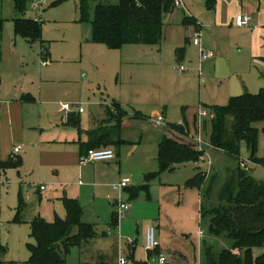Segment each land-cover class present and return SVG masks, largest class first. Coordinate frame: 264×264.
<instances>
[{
	"label": "rangeland",
	"instance_id": "374dc122",
	"mask_svg": "<svg viewBox=\"0 0 264 264\" xmlns=\"http://www.w3.org/2000/svg\"><path fill=\"white\" fill-rule=\"evenodd\" d=\"M40 1L30 0L22 15L26 19L41 22V42L31 43L22 53L27 60L38 57V61L35 67L30 64L28 66L23 64V67H27L28 74L32 72L34 76L40 71L46 74L50 81L44 83V87L48 88L49 102L64 101L82 109L83 114L77 118L80 131L83 130L81 123H85L84 129H88L91 127L92 118L99 120L103 118L106 108L112 101L119 103L128 115L139 117L134 124L139 129L125 127L123 130V134L130 142L113 143L110 146L119 153V158L116 156L113 161L114 164L120 160L124 167L133 169L135 162L138 161L137 166L140 165L139 158L152 155L154 151L157 154L153 144L161 134L171 132L174 137L182 136L179 132L173 129L169 131L167 128L171 125H179V121L183 123L184 113L190 117L203 110L211 114L209 110L211 104H215L214 106L227 104L220 98L217 99V103H211L212 100L215 102L214 97L219 93L216 88L205 87L206 75L203 67L200 68L203 76L199 78L198 75L196 76L198 72L195 74L188 63L177 57L179 54L177 50L180 47H184L186 51L191 48V45L185 44L184 38L186 36L191 38L192 30L177 22L181 20L183 13L187 14L186 11L193 17L204 16L202 12L206 13L210 10L207 0H180L181 6H175L173 12L163 19V38L159 45H130L120 50H109L103 45L91 42V21L96 7L116 5L119 0L96 2L88 0L90 21L80 20V0H43L44 3L40 7L33 9L32 7L38 6ZM210 1L214 5V1ZM19 16L21 15L15 12L13 0H0V19L3 21L0 33L5 23ZM6 27L9 28L11 35L12 25L7 24ZM42 58H45L46 64L41 67ZM180 66L186 71L178 73L175 69ZM198 69L199 66L197 71ZM22 81V78L15 79L18 84ZM26 85L34 87L37 85V80H26ZM52 109V104H46L36 109V112L44 119ZM111 110L115 113L114 108ZM152 112L155 115H152ZM157 114L169 116L168 121L165 120L160 127L155 125L154 117ZM199 122L202 130L199 134L204 145H201L203 157L197 168L194 164H190L174 171L164 172L148 184L147 193L151 203H147V211L143 214V210H140L133 223L129 225V240L132 241L136 254V259L129 261L131 264H152L155 260L154 254L147 259L145 232L142 235V231H145L147 226L155 229L157 241L159 235L165 238L166 243L163 244V248L167 264H205L207 251L217 259L223 251L232 249L233 241L230 238L216 237L209 232V221L201 219L200 210L219 208L227 178L239 168L245 169L257 183L264 182V168L251 163L244 141L239 144L240 162L221 151L212 149L209 146L210 119L202 118ZM205 122L209 123L204 127L207 128V132L202 129ZM71 127L76 128L74 125ZM255 127L257 129L255 158L261 159L264 157V120L255 124ZM192 138L193 140L185 138L179 140L197 148L195 138L193 136ZM141 139L144 144L142 143L139 148L137 144L131 143ZM23 149L20 154H13V159L19 156L22 158L20 167L7 169L5 173L0 172V246L4 250L0 252L1 264H29L30 247L36 245L35 239L31 236L30 223L38 217L40 211L48 216L52 213V206L55 207L57 215L51 217L50 222L57 219L64 220L66 217L62 199L52 198L54 196L47 195L48 193L38 195L35 192V188L39 185L46 188L51 185L41 181V176L35 169V150L32 146ZM148 168H151L153 173L158 171L156 164H150ZM199 173L205 176L200 187H189L187 183ZM132 183V188L144 184L142 181ZM144 193L140 192V196H145ZM157 200L159 203H156ZM113 201L114 199L111 203ZM119 201L128 200L121 196ZM19 202L24 206L17 220ZM158 211L160 217L156 218ZM152 212V216H155L152 218L154 221L149 220ZM118 222L124 221L118 217ZM113 229L108 232V227H96L99 237L82 248H70L64 264L112 263L121 257L126 258L127 253L124 249L120 248L121 250L118 251V240ZM200 231L203 233V241L199 243L197 235ZM262 254L264 247L253 248L251 251L254 259Z\"/></svg>",
	"mask_w": 264,
	"mask_h": 264
},
{
	"label": "crops",
	"instance_id": "0c3cea01",
	"mask_svg": "<svg viewBox=\"0 0 264 264\" xmlns=\"http://www.w3.org/2000/svg\"><path fill=\"white\" fill-rule=\"evenodd\" d=\"M213 1L214 5L212 3V7L208 6L210 10H207L206 13L202 12L204 16H194V18L188 11H186L187 14L182 12L183 17L177 23L192 28V39L187 38V36L184 38L185 44L188 43L191 48L186 51L184 47H180L179 49H182V52L177 57L179 60L188 63L195 74L198 72L197 68L200 66L199 50L192 44V40L196 33H200L203 49L214 53L212 59L201 65L206 75L204 85L207 88H216L219 93L218 96L215 95L214 97L215 102L212 100L211 103H217L216 101L219 98L223 103H227L232 97L243 94H257L264 87V0ZM192 13L197 15L194 12ZM243 14L251 17L249 25L242 28L236 27L234 24L236 17ZM19 18L24 17L12 18L9 23H5V27L0 33V164L13 159L14 147L21 146L23 152V147L32 146V149L35 150V169L38 175L41 176V181L51 185L45 190H40L38 187L43 185H39L35 188V192L38 195L48 193L47 195L51 194L54 196L52 198L56 199L77 200L82 210V222L93 225L95 230L96 227H108V232H111L112 217L117 215L118 205L121 203L128 204L129 210L121 218L124 222H117L113 231L118 240V251L121 250L120 248L124 249L127 253L126 258L132 251L134 261L136 259L135 247L125 242L130 237L129 225L133 223L140 210H143V214L147 211L146 204L151 203V198L148 193H144L145 196L139 194L137 199L130 200L127 191L132 189L133 181H137V183L144 182L145 175L153 173L151 168H148L150 164H156L158 167L157 145L163 137L184 143L179 139L193 140L192 136L195 138L198 127L200 132L202 131L198 112L192 114L191 117L184 113L182 115L183 123L178 122L185 130L184 133H180L182 136L178 135L180 138L178 136L174 137L171 132L161 134L153 144L157 149V154L156 151H152V155L139 158L140 165L137 166L138 161L135 162L133 169L124 167L120 160L114 164L115 158L111 161L81 165L80 157L85 154L83 145L88 143L91 132L109 133L113 142L118 138V140L128 143L130 140L123 134V130L125 127L139 129L138 126L134 125L139 117L127 114L122 119L118 131L113 129V121L106 122L109 119L106 111L105 116L100 120L92 118L91 127L88 129H84L86 124L81 123L82 131H80L79 119L77 118L83 112L70 114V123L68 124L75 126L74 123L77 122L76 128L64 123L60 113V104L66 102H49L47 100L49 91L48 88L44 87V83L50 80L46 74L40 71L37 76H34L32 72L28 74L29 69L27 67H25L26 69L23 67V64L27 66L30 64L35 67L38 57L27 60L22 54L24 48L31 43L14 35L13 22ZM185 19H187L186 24H183ZM7 24L12 25L11 35L9 34V28L6 27ZM45 57L47 56L45 55ZM44 59L42 58L40 62L41 67L46 64ZM16 78H22L25 82L22 81L18 84L15 82ZM29 79L30 81L37 80V85L34 87L26 85V80L29 81ZM46 104H52L53 109L42 119L36 109ZM115 104L122 110L121 105L115 101H112L108 108L112 109ZM214 105L211 104L210 106ZM152 113V115H155L154 112ZM158 116L163 117V123L165 120L168 121L169 116L167 114H157L154 120ZM209 119L211 121L212 118ZM205 124L207 122L203 123L202 129L207 132V128H204ZM167 129L170 131L171 128ZM131 143L137 144L138 148L144 144L142 139ZM108 149L112 150L115 157L119 158V153H116L111 147ZM17 158H20L23 162L20 156ZM198 163H195L194 167L197 168ZM190 164L192 163L177 166L175 169ZM5 171L0 169L2 173H5ZM122 180H128V186L122 190L116 189ZM121 196H124L125 200L128 201H119ZM113 199L114 201L111 203ZM115 201L116 204H114ZM156 203H159V201L157 200ZM116 206L117 208H114ZM54 208L52 206V213H49L48 216L40 211L38 217L51 223L49 219L57 215ZM152 215L153 212L151 218H149L150 221H154L152 218H155V216ZM159 217L158 211L156 218ZM144 232L143 230L142 235H144ZM124 237L126 238L124 239ZM197 238L200 243L203 241V234L200 237L197 235ZM123 241L124 243H122ZM158 242V252L165 255V249L163 248V244L166 243L165 238L159 235ZM146 252L147 259L154 253ZM117 261L114 260L112 263H117Z\"/></svg>",
	"mask_w": 264,
	"mask_h": 264
},
{
	"label": "trees",
	"instance_id": "16d2710c",
	"mask_svg": "<svg viewBox=\"0 0 264 264\" xmlns=\"http://www.w3.org/2000/svg\"><path fill=\"white\" fill-rule=\"evenodd\" d=\"M29 1L13 0L15 12L22 16ZM207 4L212 6L211 1ZM174 8L175 0H119L116 5H98L91 21V42L103 45L109 50H120L130 45L157 46L163 38V19L171 14ZM79 9L80 20L90 21L88 0H80ZM186 20L183 24H186ZM2 23L0 19V31ZM13 23L16 37L28 43L41 42V22L19 18ZM177 52L181 53L182 49H178ZM112 108L115 113L108 107L106 109L109 117L106 122L113 121V129L118 131L127 113L117 104ZM209 110L213 115L210 121L209 146L240 162L239 144L244 141L251 163L264 168V157L255 158L257 147L255 124L264 120V87L257 94L232 97L225 106H210ZM70 116L67 124L70 123ZM74 124L76 126L78 123ZM170 128L179 133L185 132L184 127L180 125H171ZM89 137L88 143L83 145L85 154L89 150L108 149L113 143H124L121 140L112 142L109 133L93 131ZM157 148L158 171L146 174L141 187L127 191L130 200L137 199L140 192L147 194L149 182L157 179L162 173L173 171L180 165L198 163L203 157V151L196 147L166 137L160 140ZM21 163L20 158L10 159L1 163L0 169H16ZM204 179V174L199 173L187 185L200 187ZM220 202L219 208L201 209L200 217L208 219L209 232L213 236L228 237L233 241V246L231 250L223 251L217 259L207 251L205 264H264V254L256 259L251 255L253 248L264 247V182L257 183L245 169L239 168L227 178ZM63 205L66 211L64 220L57 219L49 223L36 217L31 221V236L35 239L36 245L30 247L29 264H64L70 248H80L99 237L93 225L82 222V210L77 200L64 198ZM23 206L22 202H19L17 220ZM117 222V215H113L111 227L114 228ZM0 252H4L1 246ZM158 253L157 249L153 254ZM127 260L133 261L132 251L128 254Z\"/></svg>",
	"mask_w": 264,
	"mask_h": 264
},
{
	"label": "built area",
	"instance_id": "2783aa9c",
	"mask_svg": "<svg viewBox=\"0 0 264 264\" xmlns=\"http://www.w3.org/2000/svg\"><path fill=\"white\" fill-rule=\"evenodd\" d=\"M44 3L43 0L40 1L39 5H34V7H32L33 9H36L37 7H40V5ZM181 2L180 0H176L175 1V6H180ZM251 21V17L249 15L243 14V15H239L236 17L235 19V26L242 28V27H247L249 25ZM192 44L194 46H196L199 50V62H200V66L198 69V76L201 77L202 76V70L201 65L212 59L214 57V53L212 52H208L205 49L202 48L201 45V39H200V33H196L194 35V38L192 40ZM178 73H183L184 71H186V69L182 66L178 67L177 69H175ZM60 113L62 114V118L64 123H67L68 117L71 113H82V109L76 105H70L68 103H61L60 104ZM213 115L212 114H208L206 111H200L198 112V118L199 120L202 118H212ZM163 123V117L162 116H158L155 119V124L157 126L162 125ZM200 129L198 127V131L196 133L195 136V144L197 145V149L201 150V145H204L202 143V139L201 136L199 134ZM22 152V147L20 146H16L13 149V154L18 155ZM115 158V155L113 153L112 150L109 149H99V150H89L87 151L86 154L82 155L80 157V164L81 165H85V164H91V163H96V162H106V161H111ZM129 184L128 180H122L116 187V189L118 190H122L123 188L127 187ZM40 190H45L46 187L45 186H39L38 187ZM129 210V205L128 204H124L121 203L118 205V211H117V217H119L120 219L123 218V214L125 212H127ZM202 231H200L198 233V236L200 237L202 235ZM144 243H145V249L146 251L149 252H155L158 248H159V243L158 241L155 239V229L153 227H146L145 229V236H144ZM127 244L128 245H132V241L131 240H127ZM117 264H131L127 258H119L117 261ZM136 264V263H134ZM146 264H150V263H146ZM152 264H167V260L165 258V256L161 253H158L155 255V260Z\"/></svg>",
	"mask_w": 264,
	"mask_h": 264
},
{
	"label": "water",
	"instance_id": "95a60500",
	"mask_svg": "<svg viewBox=\"0 0 264 264\" xmlns=\"http://www.w3.org/2000/svg\"><path fill=\"white\" fill-rule=\"evenodd\" d=\"M114 204H116V201H115V203Z\"/></svg>",
	"mask_w": 264,
	"mask_h": 264
}]
</instances>
